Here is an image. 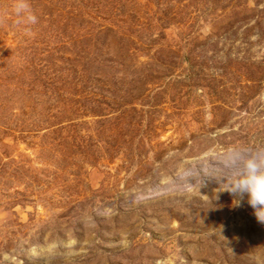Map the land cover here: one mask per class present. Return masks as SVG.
<instances>
[{"label": "rangeland", "instance_id": "rangeland-1", "mask_svg": "<svg viewBox=\"0 0 264 264\" xmlns=\"http://www.w3.org/2000/svg\"><path fill=\"white\" fill-rule=\"evenodd\" d=\"M241 150L264 0H0V264H264Z\"/></svg>", "mask_w": 264, "mask_h": 264}, {"label": "clouds", "instance_id": "clouds-1", "mask_svg": "<svg viewBox=\"0 0 264 264\" xmlns=\"http://www.w3.org/2000/svg\"><path fill=\"white\" fill-rule=\"evenodd\" d=\"M234 165L232 182L225 190L237 197L236 204L246 194L256 218L264 223V218L260 215L264 212V150L253 153L238 151L235 153Z\"/></svg>", "mask_w": 264, "mask_h": 264}]
</instances>
